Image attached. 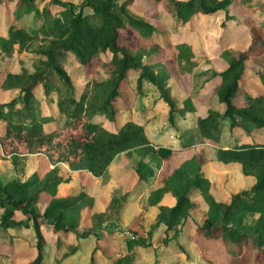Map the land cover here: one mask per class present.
<instances>
[{
    "label": "trees",
    "instance_id": "trees-1",
    "mask_svg": "<svg viewBox=\"0 0 264 264\" xmlns=\"http://www.w3.org/2000/svg\"><path fill=\"white\" fill-rule=\"evenodd\" d=\"M135 1L47 0L39 8L36 0H0L9 22L7 34L0 35V54L18 50L33 55L31 68L22 66L18 72L6 71L0 84L14 93L0 101V122L5 125L0 133V155L9 159L19 172L23 168L18 165L23 164L29 153L43 154L51 164L42 175L36 170L25 180L0 184V225L26 224L35 229L38 236L35 256L24 264H42L46 244L41 234L43 223L63 233L74 232L77 237L95 235L97 240L105 228L117 227L125 196L118 190L104 210L91 214L92 226L82 232L78 230L82 210L91 207L94 199L83 189L56 196L58 183L70 179L69 175L58 173V164L65 162L72 170L84 169L103 177L120 154L131 156L138 152L140 158L132 167L140 182L155 176L174 154L177 147L151 141L144 122L130 117L119 119L121 110L132 107L118 101L123 102L126 97L129 71L137 70L136 92L144 81L154 83L168 105L169 120L176 114L195 111L196 102L215 100L220 108L208 107L198 115L196 135L180 140L179 148L192 147V154L163 173L159 183L149 190L145 202L158 204V212L148 224L147 236L133 235L126 239L125 250L112 258L111 264H135L134 247L145 246L160 224L167 234L163 242L170 244L181 225L193 217L198 207L195 195H201L207 206L194 222L195 231L207 239H220L229 255L228 264H264V21L258 16L259 11L264 12V0H152L155 9L149 12ZM234 1L254 17V22L246 27L249 37L246 47H226L220 51L226 62L220 70L210 67L195 71V53L190 44L179 40L159 42L158 25L149 20H162L167 14L172 19L170 28L182 25L189 29L187 22L195 16L220 12L223 13L220 24L225 29L241 23L229 11ZM31 12L41 22L29 29L21 19ZM125 30L136 36L135 46L120 41ZM69 53L81 66L87 67L93 61L100 66L92 77L90 70L81 71L85 84L79 95L75 94L65 67ZM108 53L110 56L106 57ZM146 56L163 66L170 65L176 78L186 73L192 75L191 90L181 104L170 97L164 84L169 73L164 74L161 69L163 74L157 76L145 61ZM247 78L258 81L262 88L247 86ZM209 81L210 90L201 92ZM37 91L56 104V115L42 113ZM59 117L63 118L62 123L44 127ZM102 117L118 121V126L114 129L105 126ZM224 125L233 136L228 143L222 142ZM236 129L240 131L234 133ZM256 134H262V138ZM244 135L250 138L244 139ZM209 159L239 162L245 174L255 177L254 183L231 192L227 200L216 199L202 170ZM43 191L52 196L41 212L37 202ZM167 192L175 198L173 205L160 203ZM169 232L173 234L168 236ZM62 244L60 238L57 246ZM98 248L99 245L93 248L89 264H95L94 253ZM205 261L213 264L209 259Z\"/></svg>",
    "mask_w": 264,
    "mask_h": 264
},
{
    "label": "rangeland",
    "instance_id": "rangeland-1",
    "mask_svg": "<svg viewBox=\"0 0 264 264\" xmlns=\"http://www.w3.org/2000/svg\"><path fill=\"white\" fill-rule=\"evenodd\" d=\"M47 0H36L37 6L41 8ZM74 3L80 0H71ZM152 0H136L135 4L138 7H142L145 11L149 12L155 9L151 4ZM231 14L236 15L241 23H237L234 26H227L222 29L221 17L223 13L213 12L210 15L202 14L195 16L191 21L187 22L186 27L179 25L177 29L170 28V22L172 19L166 14L162 20L157 18H149L152 22L158 25L160 34L157 40L161 43H165L169 40L172 41H185L190 44L192 51L195 53L196 67L195 71L206 70L210 67H214L218 70L223 69L226 66V62L220 56V51L226 47H246L249 42V37L246 33V27L254 22V17L247 14L246 9L241 7L237 1H234L229 6ZM259 18L264 21V12H258ZM22 23L27 28L39 26L41 19L34 16L33 13H29L22 17ZM8 18L4 8L0 7V35L7 34ZM120 41L125 44L135 46L137 44L136 36L129 30H125L121 34ZM106 57L110 54H105ZM33 55L28 52H19L15 50L12 54H0V84L6 71L18 72L22 66L31 68ZM145 61L149 64V67L154 71L157 76L163 73L160 70H164L165 73H169V77L165 80L168 87V94L174 98L179 104L189 94L192 87V75L190 73L183 74L176 78L174 68L163 66L156 62L152 57H145ZM65 67L68 69L72 78V82L75 86V94L79 95L82 87L85 84V77L82 70H90V77L96 75V69L100 68L96 61H93L87 67L81 66L80 63L69 53L68 59L65 62ZM173 70V71H172ZM138 75L137 70L129 71V83L127 84V90L124 91L126 97L123 102L118 101L121 105H131L130 110H121L119 113V119L124 120L128 117H133L138 121L144 122V129L153 143H162L167 145H173L178 149L174 154L167 159L162 168L155 174L154 178L158 179L163 173L171 171L181 160L188 158L192 154L193 148L181 149L180 140L188 139L195 136L197 133V116L205 112L208 107H214L219 109L218 103L214 100L210 103L196 102L197 109L195 111L186 112L184 115H175L173 120H169L167 117L168 105L160 95V90L154 83L144 81L139 88V92H136L134 88L136 84V77ZM200 78L197 82H200ZM247 86L252 89H260L261 84L251 78L245 80ZM198 84V83H196ZM212 82H207L201 92L210 90ZM14 94L12 91L4 90L0 85V101L7 100ZM128 94V95H127ZM36 97L40 102L42 113L56 115V104L49 102L44 93L41 91L36 92ZM133 116V117H132ZM64 117V116H63ZM63 118L59 117L44 125V127H51L62 123ZM102 122L105 126L114 129L118 126V121H114L108 117H102ZM226 124V123H225ZM5 129L4 123L0 122V133ZM222 142L228 143L233 141V136L227 129V125L223 126ZM240 130L236 129L234 133H238ZM257 137L262 138V134ZM180 137V138H179ZM244 139H249L250 136L244 135ZM179 140V141H178ZM206 146L205 144L203 145ZM210 147V146H209ZM1 148V146H0ZM206 148V147H205ZM207 149V148H206ZM211 148L208 152L211 153ZM37 156L31 157L28 170L33 168L32 160L40 162L38 167L34 170H38L40 174H44L48 167V160L43 154H36ZM210 155V154H208ZM140 158L138 152H134L131 156H125L120 154L115 158L114 162L108 167L107 173L103 177L96 179L95 175L88 171L80 172L75 175L74 181L69 185V192L71 194L78 193L82 189H87L101 195V199L109 200L111 191L116 187L125 194L124 207L122 209V217L124 222L129 220V225L125 226L118 223L115 231H112V227L105 228L99 234L100 239L97 240L95 235L79 236L73 240L69 237V240L73 243L72 246H77V254L64 255L62 253L64 249H59L57 246L58 240L62 236V230H55L51 224L43 223L41 227V234L43 235L46 244L44 248V258L42 264H89V259L92 249L96 245L101 247L94 253L95 264H109L112 257L119 253H122L125 249L124 242L126 238L133 235L147 236L148 224L153 220L154 216L158 212V204L144 205L145 195L148 190V184L137 182V178L134 176L133 167L134 163ZM26 160L18 165L23 168L22 172L17 171L9 159L0 155V184L7 181L22 179L25 175ZM32 170V171H34ZM204 174L210 180V191L214 197L218 200H227L231 192L238 191L240 189L250 187L255 177L245 174L241 169L239 162L224 163L219 160L209 159L208 162L202 168ZM29 177V176H28ZM27 177V178H28ZM96 179V180H95ZM67 186L65 183L61 184ZM50 195L48 191L41 192L38 199V206L42 209L45 204L49 202L47 196ZM51 196V195H50ZM129 197H133L134 201H126ZM163 199V198H162ZM194 200L197 202V209L194 211L193 217L187 219L182 225L178 233H175L171 239L170 244L163 242V237L166 236L164 225L160 226L153 231L150 241L145 246H136L138 251L137 262L140 264H206V259H209L213 264H228L229 255L224 248V245L220 239H207L200 233L195 231V223L202 216L206 209V203L201 195H195ZM171 197L166 200L163 199L160 203H171ZM135 204V205H134ZM103 201H97L95 206L96 210L103 208ZM139 214L135 215L133 219L130 217L138 211ZM82 210L81 220L78 224L79 230H82L87 225L91 208ZM137 208V209H135ZM74 233V232H73ZM170 236L173 232H169ZM201 235V236H200ZM25 239L29 246L35 247L38 240V236L33 226L22 224L15 225L14 227H3L0 225V264H24L35 256L34 249L27 247L25 242L17 239ZM68 237H66L67 239ZM2 241V245H1ZM32 243V244H31ZM9 247H13L10 249Z\"/></svg>",
    "mask_w": 264,
    "mask_h": 264
},
{
    "label": "crops",
    "instance_id": "crops-1",
    "mask_svg": "<svg viewBox=\"0 0 264 264\" xmlns=\"http://www.w3.org/2000/svg\"><path fill=\"white\" fill-rule=\"evenodd\" d=\"M133 117V116H132ZM133 119L134 120H136L134 117H133ZM138 120V119H137ZM180 138V137H179ZM179 141V140H178ZM173 146V145H172ZM0 150H1V148H0ZM37 153H29V154H27L26 156H25V160H26V163H27V165L25 166L26 167V170H25V175H24V177L21 179V180H25V179H27V177L28 176H30L35 170H34V168H36V166L38 167L39 165V161H38V159L37 160H32V163H33V168L31 169V170H28L27 168L29 167V162H30V156L31 155H33V156H31V157H34V156H37L36 155ZM114 162V161H113ZM49 166L51 167V164H49ZM32 170H34V171H32ZM84 171H87V170H72L70 167H69V165L67 164V163H65V162H61V163H59L58 164V173L59 174H61V175H64V176H66V175H69L70 176V179H69V181H62V182H60V183H58V185H57V189H56V196H58V197H61V196H65V195H69V194H71L70 192H69V185H70V183H72L73 181H74V176L75 175H77V174H79L80 172H84ZM89 172V171H88ZM91 173V172H90ZM96 177V179H98L99 177H97V176H95ZM95 179V180H96ZM62 183H65L67 186H63L62 187ZM142 183H146V185L148 184V190H147V193H146V195H145V198H146V196H147V194H148V192H149V190L152 188V187H154L155 185H157L159 182H158V179H155L154 178V176L153 177H150V178H148V179H146V180H143V181H140V184L139 185H141L142 186ZM143 187V186H142ZM116 188H118V187H116L115 186V188L111 191V193H110V196H109V200H110V197H111V195L116 191V190H118V191H120L119 189H116ZM83 190H85L89 195H91L92 197H93V199H94V201H93V205L91 206L92 208H91V214L93 213V212H99V211H102V210H104L105 208H106V206L108 205V203H109V200H108V202L106 203V201H104V200H102L101 198V195L99 194V192L98 193H95V192H93V191H89V190H87V189H83ZM51 195V194H50ZM50 195H48L47 196V199H49V198H51V196ZM168 197H171V199H172V201H171V203H167V202H163V204H167V205H173L174 203H175V198L172 196V194L171 193H165L164 194V196H163V199H167ZM145 198H144V200H145ZM134 198L133 197H129L126 201L128 202V201H134V203H135V200H133ZM162 199V200H163ZM103 201V203H104V205H103V208L102 209H99V210H96L95 209V204H96V202L97 201ZM223 200V199H222ZM124 203H125V199L123 200V202H122V205H121V207H120V209H119V212H118V219H117V226H118V223L119 224H125V226H128L129 225V220H127L126 219V222H124V220H123V218L124 217H122V209H123V207H124ZM47 204V203H46ZM46 204H45V206H46ZM38 205V204H37ZM135 205V204H134ZM147 206V208L149 207L147 204H146V202L144 203V205H143V207L144 206ZM44 206V207H45ZM154 206V205H153ZM38 208H39V210L42 212L43 211V209L44 208H40L39 206H38ZM85 209V208H84ZM83 209V210H84ZM86 209H88L87 207H86ZM135 209H137V208H135ZM140 210H139V207H138V211L136 212V213H134L131 217H130V219H133L134 217H135V215H137V213L139 212ZM91 214H90V216H91ZM139 214V213H138ZM155 217V216H154ZM92 226V221H91V218H89V221H88V223H87V225L86 226H84V228L82 229V230H79V227H78V230L80 231V232H82L84 229H86V228H89V227H91ZM148 228V227H147ZM116 230V228H114L112 231H115ZM201 236V235H200ZM66 237H68L67 239H66ZM69 237L72 239V241L73 240H75V239H77L78 237L76 236V234L75 233H73V232H66V233H62V236H61V238L63 239V244L60 246V247H58V250L59 249H64V251L62 252V253H64V254H66V255H72V254H77L76 252H78L77 251V246H75V247H73L72 246V242H71V240H69ZM17 239H19V240H21V241H23V242H25V244H27V247H29V248H31V249H34V251H35V248L34 247H32V245H30L29 246V244H28V242L25 240V239H21V238H17ZM127 239V238H126ZM58 243V242H57ZM3 243H2V241H1V245H2ZM32 244V243H31ZM100 246V245H99ZM139 246V245H138ZM101 247V246H100ZM124 247H125V242H124ZM136 247V246H135ZM134 247V253H135V261H134V263L135 264H140V263H138L137 262V257H138V251H137V249ZM10 249H12L13 247H9ZM93 250V249H92ZM98 250V249H97ZM96 250V251H97ZM125 250V249H124ZM95 251V252H96ZM91 253H92V251H91ZM120 254V253H119ZM118 255V254H117ZM91 256V255H90ZM115 257V256H114ZM114 257H112V258H114ZM112 258H111V260H112ZM111 260H110V262H109V264H111ZM89 263H90V259H89Z\"/></svg>",
    "mask_w": 264,
    "mask_h": 264
}]
</instances>
